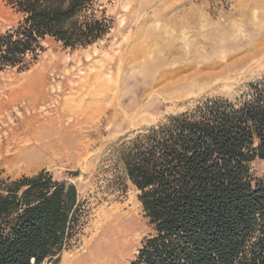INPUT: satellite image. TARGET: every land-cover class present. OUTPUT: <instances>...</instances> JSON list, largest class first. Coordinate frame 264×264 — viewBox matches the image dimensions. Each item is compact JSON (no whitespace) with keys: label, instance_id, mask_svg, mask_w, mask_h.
Instances as JSON below:
<instances>
[{"label":"rangeland","instance_id":"obj_1","mask_svg":"<svg viewBox=\"0 0 264 264\" xmlns=\"http://www.w3.org/2000/svg\"><path fill=\"white\" fill-rule=\"evenodd\" d=\"M102 3L112 19L104 38L77 49L46 39L27 69L0 71V100L8 87L42 83L30 92L25 108L20 101L12 106L10 120L3 123L6 129L30 113L47 117L40 125L31 124L39 128L34 134L43 142L41 147L26 146L16 154L30 166L10 169L0 162V176L48 171L73 183L82 204L78 232L42 264H63L65 257L70 264H130L153 230L138 191L128 182L123 188L110 183L106 160L110 146L205 98H236L264 75V0ZM19 19L0 0V32ZM157 60L166 64L148 71V63ZM163 67H172L175 74L154 84V74ZM70 97L75 106L61 116L63 100ZM47 155L51 159L42 162ZM251 170L260 176L264 160L252 161Z\"/></svg>","mask_w":264,"mask_h":264},{"label":"trees","instance_id":"obj_2","mask_svg":"<svg viewBox=\"0 0 264 264\" xmlns=\"http://www.w3.org/2000/svg\"><path fill=\"white\" fill-rule=\"evenodd\" d=\"M20 15L0 32V71L25 70L52 39L85 48L112 28L102 0H3ZM264 75L236 98L210 97L124 135L109 181L138 191L153 233L130 264H264ZM76 186L40 170L0 176V264H42L78 232Z\"/></svg>","mask_w":264,"mask_h":264},{"label":"bare ground","instance_id":"obj_3","mask_svg":"<svg viewBox=\"0 0 264 264\" xmlns=\"http://www.w3.org/2000/svg\"><path fill=\"white\" fill-rule=\"evenodd\" d=\"M157 61H158V63H153L154 61L148 63V65H147L148 71L149 70L151 71L154 69L158 70L161 67V65L166 64V61H163V60H162V62H160V60H157ZM163 68H164L163 70L161 69L162 71L160 70L159 73L154 74V76H155L154 84H157L159 82V80L161 81L162 77L166 76L167 74H170V75L175 74V72L172 73L173 72L172 67H163ZM145 69H146V67H145ZM176 69H177V67H176ZM41 86H42V83L40 81L39 82L36 81V82L28 83V84L21 86V87H20V85L8 87L7 89H4V91H2V93H1L4 96H3L2 100H0V112H1L0 124H2L0 126V162L3 163L5 166L9 167L10 169H13L16 167H20V168L26 167L27 168L30 166L31 162L29 160L28 161L22 160L21 157L16 155V154L19 153L18 151H20L21 148H24L26 146L39 145L41 147V144H43V142L41 140H39V138H37V136L34 134L37 132V129H39V128H36L35 127L36 125L31 126V124H34L35 122H37V125H40V124H38V123H41V122H39L40 119L46 120L47 117L44 114H43V116H39L38 113H30L25 120H23L19 124L12 125L11 129H6L7 125L3 124V123L7 120L8 121L10 120L9 115L14 110L12 108V106L14 104H16L20 101L23 108H25L24 106L28 105L27 100L29 99L28 95L30 94V92L34 91L37 88H40ZM156 92H158V90ZM26 98H28V99L26 100ZM72 99H73V97H70V98L63 100L62 105L64 107H63V111L61 112V116H64L65 113L67 112V110L71 111L74 108L75 105L71 103ZM22 100L25 101V104L23 103ZM35 105H36V103H35ZM19 107H20V105H18V108ZM90 108H91V106H90ZM82 114H83V112H82ZM3 128L7 130L6 133L1 131ZM47 159H51V157L47 155V157L45 159H43L42 162H44ZM69 260H70V258L65 257L63 264H70Z\"/></svg>","mask_w":264,"mask_h":264}]
</instances>
